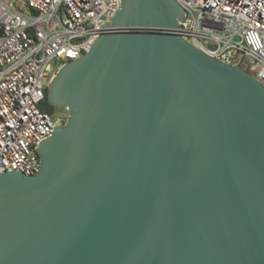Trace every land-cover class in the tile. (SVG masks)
Here are the masks:
<instances>
[{
    "label": "water",
    "instance_id": "water-1",
    "mask_svg": "<svg viewBox=\"0 0 264 264\" xmlns=\"http://www.w3.org/2000/svg\"><path fill=\"white\" fill-rule=\"evenodd\" d=\"M120 0L48 105L39 169L0 173V264H264V87Z\"/></svg>",
    "mask_w": 264,
    "mask_h": 264
},
{
    "label": "built area",
    "instance_id": "built-area-1",
    "mask_svg": "<svg viewBox=\"0 0 264 264\" xmlns=\"http://www.w3.org/2000/svg\"><path fill=\"white\" fill-rule=\"evenodd\" d=\"M177 33L203 54L264 87V0H175ZM120 0H0V173L39 169V143L68 112L40 110L57 70L81 57L111 23Z\"/></svg>",
    "mask_w": 264,
    "mask_h": 264
},
{
    "label": "trees",
    "instance_id": "trees-1",
    "mask_svg": "<svg viewBox=\"0 0 264 264\" xmlns=\"http://www.w3.org/2000/svg\"><path fill=\"white\" fill-rule=\"evenodd\" d=\"M39 108L42 112L50 114V115L55 113L56 110H60V109H57V108H54V107H51L50 105H48L47 100H46V90L44 92V99H43Z\"/></svg>",
    "mask_w": 264,
    "mask_h": 264
},
{
    "label": "rangeland",
    "instance_id": "rangeland-1",
    "mask_svg": "<svg viewBox=\"0 0 264 264\" xmlns=\"http://www.w3.org/2000/svg\"><path fill=\"white\" fill-rule=\"evenodd\" d=\"M57 109H60V110H56L57 113H59L63 110L62 108H57Z\"/></svg>",
    "mask_w": 264,
    "mask_h": 264
}]
</instances>
